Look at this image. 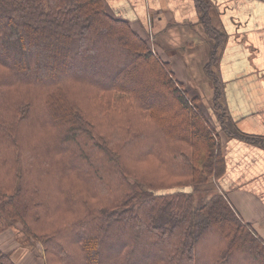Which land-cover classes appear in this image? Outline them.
Returning a JSON list of instances; mask_svg holds the SVG:
<instances>
[{
	"label": "trees",
	"instance_id": "1",
	"mask_svg": "<svg viewBox=\"0 0 264 264\" xmlns=\"http://www.w3.org/2000/svg\"><path fill=\"white\" fill-rule=\"evenodd\" d=\"M198 4L214 41L210 109L243 138L225 123L220 33ZM181 85L105 0H0V216L42 244L45 264H99L108 243H120L116 264L151 245L158 254L142 264H264V241L218 192L213 113ZM124 230L132 236L113 234ZM0 264L17 262L0 249Z\"/></svg>",
	"mask_w": 264,
	"mask_h": 264
},
{
	"label": "crops",
	"instance_id": "2",
	"mask_svg": "<svg viewBox=\"0 0 264 264\" xmlns=\"http://www.w3.org/2000/svg\"><path fill=\"white\" fill-rule=\"evenodd\" d=\"M200 2L206 5L205 11L220 33L214 73L222 84L229 119L225 123L235 125L244 136L219 133L225 173L218 187L237 205L238 210L233 208L238 216L264 241V0ZM105 3L111 13L130 21L143 37L154 38L158 57L169 64L180 82L186 85L203 80L214 93L206 68L214 41L201 20L198 0ZM202 99L209 104V97Z\"/></svg>",
	"mask_w": 264,
	"mask_h": 264
},
{
	"label": "rangeland",
	"instance_id": "3",
	"mask_svg": "<svg viewBox=\"0 0 264 264\" xmlns=\"http://www.w3.org/2000/svg\"><path fill=\"white\" fill-rule=\"evenodd\" d=\"M145 22H147V19L143 23H145ZM147 40L151 44L152 51L158 56V53H157V49L158 48H157V45L155 46V44H154V38L152 39L151 36H148ZM161 47H163V46H161ZM30 54H32V53H30ZM28 57H32V55L31 56L28 55ZM44 66H47V64H45ZM145 69H146V67H145ZM114 74H118V70L117 69H116V71L114 70ZM109 75H112V73L111 74H107V77ZM100 79L104 80V77L102 76V77H100ZM146 79L147 80L142 79L143 80L142 81L143 85L149 87L150 91L152 93H154V95L156 94V95L162 96L164 101H165V103L171 105V102H170V99H169V94L166 95V96L162 95L161 94L162 91L159 92L160 88H159L158 84L156 82L154 84L155 80L151 79L150 77H147V76H146ZM209 79L210 78H208V80ZM210 81H211V79H210ZM181 83H182V81H181ZM125 85H127L129 87H132V83H130V82H129V84L126 83ZM186 85H187V87H186ZM186 85H184V84L181 85L182 86L181 90L185 93L187 98L193 99L194 97L198 96L199 99L196 101V105L198 107H200V109L202 111V114L206 118H208V116L210 114V111H211L213 113L214 119L216 121V123L214 122V124H216L215 127L217 128V133H220L221 135H223V134L225 135V133H224L225 129L224 130L222 129L223 125L220 122H218V118H217V116H218L217 114H220L221 110H219L217 108L215 110L214 109L215 107H214L213 109L216 112V115H214L213 110L210 109V103L212 104V99H213L214 93L211 94L208 91V87L206 86V82H204L203 80L201 82V81H199L197 79V81L195 83L189 84L187 82ZM193 86H196L198 88L193 90V88H192ZM219 87H220V84H219ZM205 88H206V90H205ZM199 89L201 90L200 92H199ZM214 92H215V86H214ZM219 93L221 95V93H222L221 89L219 90ZM199 95L202 96V98H204L205 100H207V97H209L210 98L209 99V104H207L206 101H203V99ZM225 112H226V110H225ZM256 142H260V141L258 140ZM141 150H142V148L139 149V151H141ZM142 166L144 167V163L142 164ZM163 190L166 191L165 189H163ZM174 190L178 191L180 189L176 190V188H175ZM185 190L186 189H184L183 191H185ZM167 191L171 192V190H167ZM218 192H220L221 194L226 196L228 201L230 202L231 206L234 207L236 210H238L237 205L232 203V201L230 200V197H228L227 193L225 191H223L222 188H220V189L218 188ZM240 217L242 218V216H240ZM7 223H9V222L6 219V216H0V249L4 253L10 254L12 259L15 262H17V264H45L46 258H44V257L46 255H44V250H43L42 244H39L38 240L35 241L33 237L26 235L21 230V226L20 225L17 224L16 226L11 227V226H8ZM131 232L129 230H124L122 232V234L118 233V232H115L113 234H114L115 237L117 235H120L123 238H126V237H129V236H132ZM119 248H120V243L115 245V246H111V244L108 243V244H106V249L105 250H103V248H101V249L98 248L99 251H98L97 255H98L99 264H116V262L118 260V255L117 254H118ZM134 248L138 250V249L141 248V245L138 244ZM148 249H149L148 252H147L148 254L146 256L144 255V256L140 257L138 260L131 262L130 264H142V263H144L146 261H149L150 259L156 257V255L158 254V250H157L156 246L155 245H151L150 248H148ZM65 252H68V251L65 249ZM75 258H77V257L75 256Z\"/></svg>",
	"mask_w": 264,
	"mask_h": 264
}]
</instances>
